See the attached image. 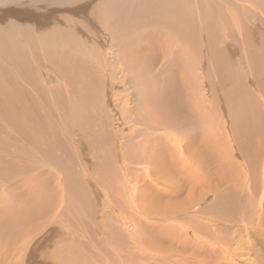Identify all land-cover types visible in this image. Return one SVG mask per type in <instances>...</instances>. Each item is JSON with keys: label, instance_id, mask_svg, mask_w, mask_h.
<instances>
[{"label": "bare ground", "instance_id": "1", "mask_svg": "<svg viewBox=\"0 0 264 264\" xmlns=\"http://www.w3.org/2000/svg\"><path fill=\"white\" fill-rule=\"evenodd\" d=\"M52 1L54 0H25L18 2L20 6L15 10V14L18 12V10H19V14L24 13L22 19L21 20L19 19L18 21L19 22L18 26H16V29H19L18 31L17 30L14 31L13 30L15 29L14 27L10 28L8 26V21L6 17H4V19L0 17V64H1L0 65V99H1L0 101L2 102L6 101L15 104L16 99L18 97H22L24 104L21 105L20 108L26 109L32 101V94L34 93L33 86L35 87V90L38 89L40 92L42 91L41 88L43 90L45 89L44 85H40V86L38 85L36 81L35 72L37 73V75L42 76V74L45 71L46 79L50 78L52 75V72H50L49 69L46 70L40 69V67L37 69L38 70L37 72L35 61H39V65H40L42 60L44 61V59L47 60L49 59L50 61H52L55 70L61 73L59 74L60 76L64 78L74 77L73 79L74 88L80 93L81 96L84 97V100L76 105L81 106L85 110V112L81 113V111L77 107H73V108L70 107L68 101H70L71 95L74 93V88L71 89V94H70V91L67 89L68 86L65 85L66 91L64 89L61 91V95H63L62 99L65 101L62 102L61 107L58 110L50 111L47 110L46 108H41L39 110L32 109L31 112L29 113L27 118V122H28L27 127L29 128L28 130L29 133L26 134V136L24 137V141L22 142V144L25 146V149L32 151L35 148L29 146L31 145L30 142H26L27 137L31 138L34 141H38V142L42 141L41 144H45L46 142L44 140L46 139L45 130H47L49 132L54 133L55 143L58 140L60 143H64L66 145V148H63L64 152L66 151L73 152V155L76 159V165H78L80 170H82L81 172L83 176L87 177V173L91 172L90 153L93 152L99 154V156H102L104 158L103 161L102 160L100 161L99 167L95 166L94 168L98 176L101 177L99 181L100 182L103 180L104 182L109 181L111 185H113V190L115 189V183L117 186H122L120 182L114 181L119 179V176H117L116 174H114V176L108 177L107 179L105 178V176L109 174V171H113V173L116 171L115 165L110 159V157H113L114 154L118 155L120 153L119 151L117 152L116 150V143H115L116 139L113 140V144L111 141H108V144L105 145L103 148H99L96 144L95 145L96 149L93 150V145L92 146L90 145L92 141L95 140L96 142V137H94L95 131H94V135L90 136V139H85V137L82 138L81 136L79 137L75 134L76 131H80L83 132L85 136H88L90 134V130H89L90 126L94 127L95 118L91 117L92 115H90V100L94 98L92 88L94 86L98 87L96 85H100L101 83H103V78L101 79L100 77H101V72L104 71H100V67L101 65L103 66L105 64H103L104 60L102 61L99 57L103 59V55L105 54L103 49L106 50V52L108 50V48L106 49L107 47L106 45L100 47L101 42L104 41L105 39L103 35L97 31V25L98 22L100 23L104 22L110 27V30L112 32V40L117 43L115 47L118 48L119 62L121 63V65H123L124 67L123 70L125 72H129V74L132 77L135 78L140 75H145L142 74L144 72H149L152 75L150 69L154 64L153 62H149L150 63L149 67H147L148 70L142 67V69L145 70L144 72L140 71L142 70L140 69V67L139 69L136 67L135 62L140 61L141 59L147 60L148 58L150 61L154 58H158L159 61L161 59L162 60L168 59L169 61L175 60L177 63L181 64L179 69L177 70L171 69L172 73L170 76H168L169 81L165 87L166 94L164 95V99H165L164 101L160 102L161 99L157 100V98L160 97V93L162 92V90L158 95H157L158 93L157 89L155 90L156 94L152 96L153 103L150 107L152 108L154 117L153 119H149V123L151 121H154L155 124H159L162 127L171 130L173 127H177V126L180 127L179 134L175 136H178V138H176V142H177L176 147L180 152L181 161L183 162V165L176 162L174 154L171 153L168 161L164 162L163 158H160L157 160L160 163L157 164L158 167H154L153 169L149 168L147 170L152 172L157 171L156 173L161 172L163 175L162 177H165L167 175V178L163 180L161 179L162 180L161 182L165 186L171 188L169 197L174 198V200L177 198V200L176 202H174L173 200L171 203L168 204L165 203L162 205H157V207L155 206L145 207L144 208L145 211H143L142 213L146 215V218L157 222L158 220L156 219V217L159 218L167 217L165 218L164 221H167L169 219L173 220L175 215H178L179 217H186V221L192 219L193 225L194 227H196L200 223L196 222L193 218H191L190 214H198L201 212V214L204 215L202 212H207L209 210L205 209L206 211H199L197 209L199 205L203 203L204 200L208 198H212L214 201V205L210 206L211 208L208 207V209L210 208L212 213L215 212L213 216H210L213 219H220V220L227 219L228 220L227 222L230 221L231 223L236 219L237 212H239L241 220L244 219L245 215L240 213V211L243 210L241 207L251 206L252 204L250 203V201L251 200H253L254 202L256 201V198L253 194H256L259 191L256 185V181L258 182L257 174H258V166L260 163V155L262 149H264V130H263L264 110L260 113V111H257L254 108L249 109L250 107H247L248 104L245 106V103L247 101H245L244 103V100H249L248 101L249 103L256 101L254 100L253 96L248 90L249 88L247 89L246 84L243 81L244 78L242 77L243 78L242 82L237 83L235 76L232 75L229 68L234 64L233 61L234 53H239L243 57L242 60L245 61L248 67L253 66L250 63L251 60H249L250 53H248L249 48L247 42L254 45L256 41L259 42H257L256 44L257 45L256 50L252 52H254V55H258L256 56L257 57L256 61H258L259 64L258 66L260 65L264 66V47L261 45V44L264 45V42L261 41L260 39L255 40L252 36V35L254 36L256 35V31L254 29L255 27H259V26L264 27V16H261L262 22L254 23V27L251 23L248 24L245 23L244 27L242 26L241 23L240 24L238 23L244 29H246L249 34L252 33V35H249L250 37L248 41L244 40L243 43L242 41H240L239 45H237L235 44V42L234 43L228 42L227 38L229 35L226 32V29H232V27L227 24V20L224 16L222 15L214 16V14L202 12V9L204 10L203 2H206V0H85L84 2H82L83 0H64L65 5L61 7L57 6L56 8L54 6V2L51 4ZM251 1L255 3L256 12L259 9L264 8V0H251ZM55 2H58V0H55ZM108 2L110 3L109 5H107ZM238 2L240 3L243 9V11H241L242 14L247 15L250 12L255 13V10H252V8L246 9L245 5L242 4L241 0H238ZM210 8L213 7L211 6ZM0 14L2 15L4 14V9L1 6H0ZM72 15L76 16V18L73 17ZM234 19L236 21L237 18L235 16L231 17L230 19L231 22H234ZM157 23H158L157 25L158 27L164 29H159L160 31L159 30L154 31L155 29L146 30L145 28H142L145 26L151 28ZM219 27L221 29H219ZM112 29H114V34ZM120 29H130L129 32L131 33V35L128 36L126 35L127 36L125 38L126 40L124 39L121 42H119V40L122 37L123 30ZM148 30L151 31L148 32ZM204 32H205L204 40L207 39L210 55L207 52V47L205 46L203 48V44H202L203 40H201V38ZM247 32L246 31L244 32V35L242 36L241 39H244L246 37V34H248ZM169 34L173 36L171 39L168 38ZM137 35H141V38L142 36L143 37L146 36L145 38L147 40L150 39L149 45L146 47H142V44L139 45L138 43L134 44L133 43L134 41L130 43L131 42L130 39L132 40V38L137 37ZM258 35L260 34L257 33V37H259ZM29 36L31 38L27 39V37ZM180 39L185 40L184 46H181L177 43L180 41ZM151 40L159 46L155 49H151L153 46ZM220 41L224 45L221 48L216 47ZM260 45L262 46L261 48H259ZM191 47H193L192 50ZM211 47L215 49V52H213L212 54H211ZM203 52H205V54L207 52V54L209 55V59L211 60L212 64L214 63V66L217 61L221 62L220 68H216L215 66V71L217 73L216 76H218V83L220 86L218 87L217 85H214V89L218 91V94H220V96H224L223 93L225 92L226 100L230 98L229 102L234 105L232 108L234 110H237L235 113L233 112L229 113L228 115L229 119H227V122L230 121L228 128L232 133V137L234 141L236 140V144H238V147L240 148L239 149L240 152H238V148L235 145L234 147L228 142L226 137H224L222 140L221 137H218V134H215L214 136L205 137L206 136L205 134L206 132H205L204 135L202 134L200 138L197 140V146H195L194 142L192 141L189 142L188 140L189 138L188 137L189 132L187 129L188 121L190 119L200 120L202 116H205L204 114L206 112L205 104L203 107L199 106L200 109L202 110V113L201 111L200 113L191 111L192 108L198 107L195 106L197 102L195 100L196 89H198V87L190 82L192 81V79H194V76L196 77L197 64L199 65L203 60ZM189 56H191L194 60L193 62H195L194 64L191 63L193 67L196 64L194 69H192V66L191 68L190 66L189 68H187V63L191 62V60H189ZM49 60L48 62L51 64ZM10 66L12 67L13 71H11ZM257 69H259V67H257ZM8 70L11 72H9ZM106 76L107 75H105L104 77ZM219 76L224 77L221 78L223 80L222 83ZM108 78L109 77H107V79ZM142 79L145 80L146 77L144 76ZM260 79L264 81V75L261 76ZM65 82H67V80H65ZM107 82H109V80H107ZM147 85L146 87H148ZM258 85L256 86L260 90V87H258ZM70 86H72L71 83ZM263 88L261 89L264 90ZM53 89H58V88L55 86L53 87ZM252 89H254V87ZM188 91H190L189 92L190 94L188 93ZM260 94L263 95L264 91H262V93ZM253 95H256V93ZM34 97H36V95ZM186 97H189L191 105H185L184 100L186 101ZM161 98L163 99V97ZM261 105L264 108V101L261 102ZM125 106L128 108L127 104H125ZM188 109L191 111V114H188V112H190L188 111ZM244 110L247 111V114L244 112ZM9 111L11 113L10 115L12 116L13 111L11 110V108L9 109ZM0 112L7 113L8 110H1L0 108ZM70 112H71V116L70 118H67L66 114L68 115ZM255 114H257V116H255ZM60 115H62L65 119L59 120V122L56 125L54 119ZM174 119L176 123H174L173 121ZM220 122L224 124L222 120ZM80 127L81 129H79ZM202 127H206V126H202ZM147 128H149V130L151 131V126L150 127L148 126ZM139 135H141V133H139ZM112 137L115 138V134L111 131L109 132L107 131L103 133L104 139L106 138L112 139ZM97 139L99 140V138ZM165 140L166 141L162 140L160 142L161 143L160 147H163V150L158 149L156 151V155H155L156 157H158V155L161 154L162 155L166 154L167 151H171L170 147L171 145H173L172 139L169 140L165 139ZM2 141H0V151L8 150L10 148L12 152H16L12 150L13 148L12 143L10 142L5 143V141L3 142ZM136 145L137 142L130 143L128 145V147L130 148V153H133L131 154L132 158L133 157L137 158L138 156L139 148ZM48 146L49 144L46 143L45 148H42L41 150H39V152H36L37 153L36 156H38V154L40 155V153H42L45 156H49L48 154L53 155L54 153L50 151V148ZM214 146L220 149V152H218L214 148ZM219 146L221 148H219ZM125 147L121 146V150ZM202 149L206 151L203 152ZM104 151L109 155L107 156ZM236 153L239 154L238 156H240L243 160L236 161L235 159ZM86 154L87 156H84ZM125 154L126 152L124 149L122 150L123 158H126ZM184 155L185 157H188V155H190V159L194 164L190 165L188 162H184L185 160ZM176 156L178 157V155ZM203 158L209 159L208 161L210 162L212 161L213 163L217 162V169L215 170L220 171V176L217 175L218 182H215V174H210L212 175L210 176L209 174L207 175L205 171L199 170L201 162L199 163L197 162L199 161V159H203ZM2 162L3 160L0 158V164H2ZM132 162L134 161L132 160ZM244 163L247 165V167H250L251 169V174L250 175L248 174L246 176V179L249 182V184L252 185L251 188L252 191L249 190L252 196L246 193H242L240 195L239 192L240 188L241 189L244 188V186L241 185V179L243 176H241L242 174L239 171V168L243 166ZM119 166L121 167L120 163ZM66 170L67 171H64V174L66 172L68 175H65L67 177L65 184V192L69 190H75L74 193H71L73 194V198L70 199L71 203L73 205L75 204L77 205L81 202L82 203L86 202L87 193L84 185L76 178V176L72 172H70L69 168H66ZM39 173L40 176L42 177L43 176L42 172L39 171L37 175H39ZM156 173L152 175L156 176ZM50 178H53L52 175ZM41 182L42 180H38L37 182L38 184L37 188L39 190H42ZM258 183L264 184V182H258ZM58 184L60 186L61 184L60 180H58ZM62 186H64V183H62ZM88 188L90 189V187ZM136 188L137 187H135V189L133 190L134 194L131 195V191H129L130 195L129 196L126 195L127 197H129V200L133 199L131 200L132 202L129 204H125L124 202H122L121 207H123V209L121 211L116 209V211L120 213V216L124 220H129L133 222V230L130 231V233H133L131 235L132 238V241L130 240L131 242L127 241V239L125 238V234L122 235L119 241L114 240V238L111 236V233L112 231L117 230L118 217L117 218L115 217V220L110 218L109 221L107 220L103 223L104 226L103 224H101L100 233H98L99 229L96 225H94L92 229L93 231L92 233H90V231H84V233H81V236L83 238L90 239V243L85 244L83 246H78L79 249L73 246H70L68 248L65 247L59 248V250L63 248L60 251L61 255H64V253L67 251L70 253V256L68 258L60 256L61 258L60 263L61 264H142L144 262L143 261L139 262L138 260L139 251L146 253L149 252L150 256L156 259L159 262V264H183L184 261H187V259L189 258L186 257L184 253L185 250H183V252H180L179 249L177 248L188 249L192 247V238L189 232H186L187 236L184 233H180L176 238H174L177 241V246L175 250H173V248H165L164 244L166 246L167 239L165 238L164 235H162L161 231L159 232L156 229H154L152 224H148L147 226L143 224L141 219L143 215L141 216V214H139L141 207L137 205V203H139L138 200H145L149 198L150 194L155 195L158 199H159V195L156 194L152 190L151 185L149 186L148 184L149 189L147 191H145L143 188L138 189L139 192H141V196L139 195V197H137L135 194L136 192H138ZM24 192L27 195L30 194V190H26ZM53 193H56L59 199V193H57L56 191ZM182 193L183 196L184 194L186 196L183 197L182 195H180ZM74 196L76 198H74ZM165 196L168 197V195ZM179 197H181V199ZM46 198H47L46 196H44L43 199L34 198L33 200L31 201L27 200L24 202V204H22L19 198H17L16 196L14 197V194L10 189H6L3 194H0V205H2L0 207L1 210L0 225H2L5 230L10 231L9 229L10 225H13L12 223L17 218L21 222H25L27 224L29 217L28 213L21 212L20 210V213L13 217L9 213V211L12 210L14 205H20V207L22 208L26 207L28 211L32 209L35 211V209L37 208V213L34 212L36 213V215H38L37 218L39 219L46 218V220H44L43 222L41 221L40 223L46 224L49 222L50 226L48 229H50L51 226H53L54 224L60 221L58 219H61L63 217V214L59 215L58 213L56 217V213L52 212L53 211L51 205L52 203L51 204L48 203L46 201ZM64 200L66 201L65 198H62L60 200V202L62 201L60 205L65 204ZM147 201L150 204H154L156 202L155 200H148V199ZM232 203H234L235 206H232L233 210L229 213L230 214L229 217H227L226 214L220 212V209H224V207L231 206ZM30 204H34L35 209L34 208L31 209L29 207ZM84 207H81L80 209H82L83 211ZM212 213H208V214H212ZM219 213H221L222 216L219 215V218H215ZM180 214L184 216H181ZM79 218L82 219V216H79ZM239 221L240 220H238V222L237 221L235 222L239 223ZM242 222L244 223L245 221ZM28 223L30 225V221ZM81 223L82 222H80L79 219L78 222L77 219L75 221L72 220L71 226L72 227L76 226V230L78 228L76 232H80V230L82 229V225H80ZM253 223L251 222V224L248 227L254 229L252 226ZM207 224H210L209 221ZM40 226L41 225H39L38 223L33 228L34 230L39 229ZM103 227L105 229H103ZM167 228L168 230H170L168 226ZM65 229H67V227ZM120 230H122V228ZM23 231H25V229ZM218 231L220 232V230ZM0 232H1L0 234L4 233V231L2 230ZM10 232L8 234H10ZM47 233L48 234H46V239L51 237L48 241V245L49 247H51L52 241L56 238L54 237L56 232L54 231L53 228H51L50 230H48ZM253 233H255V231H253ZM5 236L8 237V235ZM28 236L30 235L27 232L26 237ZM202 236H203V232L200 231L199 237L201 239ZM0 239H2V237H0ZM12 240H15L16 242L18 241L16 239H12ZM220 241L221 239H219L218 241V243L220 244H217L219 245V247H217L216 251L222 253L225 252L226 254H228V256H230V253L232 252L233 254L244 260L246 264H252L249 257L242 249V246L244 245L242 239L231 242L229 237H227L222 239L221 242ZM21 242H24V240L21 239ZM229 244H231V246ZM46 245L47 243H45V245L41 243V245L39 246L40 247L43 246V247H41L38 253L35 252V250L38 249L39 246L33 247L31 251L32 259H29L27 264H42L41 263L42 261H39L38 259L41 260L42 256H45L44 248ZM0 248L2 247L0 246ZM28 248L30 247L28 246ZM11 252L14 253V251ZM8 254L10 255L11 253L8 252ZM8 254L6 256H8ZM56 254L58 255V252H56ZM22 255L24 256V254ZM11 256L13 255L11 254ZM123 256H130L131 258L127 257V259L124 260ZM1 258L2 257H0V259ZM5 258L6 257H4V259ZM7 259L5 260L7 261ZM46 259L50 260L49 258ZM144 259H147V257H145ZM5 260H3L2 258L1 262ZM191 260L192 259H189L188 262H192ZM46 264L49 263L47 262Z\"/></svg>", "mask_w": 264, "mask_h": 264}, {"label": "rangeland", "instance_id": "2", "mask_svg": "<svg viewBox=\"0 0 264 264\" xmlns=\"http://www.w3.org/2000/svg\"><path fill=\"white\" fill-rule=\"evenodd\" d=\"M20 1H25V0H0V6L4 9V14L3 15L0 14V17H2L3 19H4V17H6L7 21H8V26L10 28L14 27L15 28V29H13L14 31L19 30V29H16V26H18V23H19L18 21H19V19L20 20L22 19L23 14H24V13L19 14V10L15 14V10L20 6V4L18 3ZM84 1L85 0H83L82 2H84ZM241 1H242V4L245 5L246 9L252 8V10H255V13L250 12L247 15L242 14L241 11H243V9H242L240 3L238 2V0H206V2H203L204 10L202 9V12H204V13L214 14V16L222 15L226 18L227 24L232 27V29H226V32L229 35L227 38L228 42H231V43L235 42V44H237V45H239L240 41H242V43L244 40L248 41L249 37H250L249 35H252V33L249 34L247 32V30L243 28L244 24L245 23H247V24L251 23L254 27V23L255 22H262L261 16H264V8H261L256 12L255 3L253 1H251V0L250 1L241 0ZM53 2H54L55 8L57 6L61 7V6L65 5L64 0H58V2H55V0H54L51 2V4ZM109 4L110 3L108 2L107 5H109ZM211 6L213 8H210ZM72 16L76 18V16H74V15H72ZM233 16H235L237 19H236V21L234 19V22H231L230 19ZM24 18H25V16H24ZM238 23L239 24L241 23L243 27L241 25H239ZM157 25H158V23L155 24L151 28L146 27V26L142 27V28H145L146 30L147 29H155L154 31H157L159 29H164V28L158 27ZM219 29H221V28L219 27ZM254 29L256 31V35L255 36L252 35L253 38L255 40L260 39L261 41L264 42V38H263L264 27L259 26V27H255ZM120 30H123V31H122V37L119 40V42L123 41L128 35H131V33L129 32L130 29H120ZM97 31L100 32L105 39L104 40L105 43H104V41H102L100 47H103L106 45L107 46L106 49L108 48V50L106 52V50L103 49V51L105 52V54L103 55V59L101 57H99L102 61L104 60L103 64H105L103 66L101 65V67H100V71H104V72H101V77H100L101 79L103 78V83H101L100 85H96L98 87L94 86L92 88L94 98L92 100H90V115H92L91 117L95 118V123H94V127L90 126V129H89L90 134L88 136H85V134L83 132L76 131V130H74V131H76L75 134L77 136H79V137L81 136L82 138L85 137V139H90V136H93L94 131H95L94 137H96V142L94 140V141H92V143L90 145V146L93 145V150L96 149L95 148L96 144L99 148H103L105 145L108 144V141H111L113 144V140L116 139L115 140L116 150H117V152L119 151L121 154L120 153L118 155L114 154L113 157H110V159L112 160V162L115 165L116 171L114 173H113V171H109V174L106 175L105 178L107 179L108 177L114 176V174H116L117 176H119V179L114 180V181L120 182L122 184V186H117L115 183V189L113 190V185H111V183L109 181H105V182H104V180L101 182L99 181V179H101V177L98 176V174L96 173V170L94 168H95V166L99 167L100 161L101 160L103 161L104 158L102 156H99V154L93 153L91 151H90L91 152L90 153V171L91 172L87 173V177L83 176L82 172H81L82 170H80L78 165H76V159L73 155V152H69V151L64 152L63 148H66V145L64 143H60L58 140L55 143L54 142V139H55L54 133L49 132L45 129H44L45 130V136H46V139H44L46 141L45 144L46 143L49 144L48 147L50 148V151H52L54 154L53 155L48 154L49 156H45L42 153H40V155L38 154L39 157L36 156L37 155L36 152H39V150H41L42 148H45V144H41L42 141H40V142L34 141L28 137L26 139V142H30L31 145H29V146H32L35 148L32 151L25 149V146L22 144V142L24 141V137L26 136V134L29 133L28 132L29 128L27 127V125H28L27 118H28V115L31 112V110L32 109H35V110L38 109L39 110L41 108H46L47 110H50V111L58 110L61 107L62 102L65 101L62 99L63 95H61V91L63 89L66 91L65 85L68 86L67 89L70 91V94H71V89L74 88V82H73L74 77H72V78H66L65 77L64 78V77L60 76L59 74H61V73L58 72L57 70H55V67L52 64V61H50L48 59L51 62V64H50L47 59H44V61L42 60V62L40 64L41 66L39 65V61H35L36 70L40 67V69H45V70L49 69V71L52 72L51 77L47 78V79H46L45 71L42 74V76L37 75V73L35 72L36 81H37L38 85L39 86L44 85L45 89L43 90L41 88L42 91L40 92L38 89L35 90V87L33 86L34 93L32 94V101L26 109L20 108V106L24 104L22 97H18L16 99L15 104H12L11 102H6V101H3V102L0 101L1 110H8L7 113L0 112V139L5 141V143H9V142L12 143L13 144L12 150L16 151V152H12L10 148L8 150L0 151V158L3 160L2 164H0V194H3L6 189H10L12 191V193L14 194V197L16 196L17 198H19V200L22 204H24V202L27 200L31 201L34 198H42L43 199V197L46 196L47 197L46 201L50 204L52 203L51 204L52 208H53L52 212L56 213V217H57L58 213H59V215L63 214V217L61 219L57 218L60 221L50 227V229L53 228L54 231L56 232L55 236H54L56 238L52 241L51 247H49L48 241L51 237L46 239V234H48L47 232H48V230H50V229H48L50 226V223L49 222L46 224L40 223L41 221L43 222L44 220H46V218L45 219L44 218H41V219L37 218L38 217V215H36L37 208L36 209L34 208L35 207L34 204H30L29 207L31 209L34 208L35 211L33 209L28 211L26 207L22 208V207H20V205H14V207L12 208L13 211L12 210L9 211L10 215L13 217V216L19 214L20 210H21V212L28 213L29 214L28 222L30 221L31 226L29 225L28 222L26 224L25 222H21L18 218L16 219L17 221L15 220L12 223L13 225H10L9 229L11 232L5 230L4 227L2 225H0V231L1 230L4 231V233L0 234V237H2V239H0V243H1L0 246L2 247V248H0V253H1L0 257H2L3 260L8 258L7 261L5 260L2 262H1V259H2L1 258L0 264L1 263L2 264H6V263L7 264H27L29 259H32L31 251H32L33 247H37V246L41 245V243L44 245H45V243H47V245L44 248L45 256H42L41 260L40 259H38V260L42 261L41 262L42 264H46L47 262L49 264H61L60 263V259H61L60 256L65 257V258H68L70 256V253L68 251L65 252L64 255L60 254V251L64 247L68 248L70 246H73L75 248L76 247L78 248V246H83L85 244L90 243V239L89 238H83L81 236V233H84V231H90V233H92L93 232L92 229H93L94 225H96L98 227V229H99L98 233H100L101 232V229H100L101 224H103L107 220L109 221L110 218L115 220V217L119 218V219L117 218V220H118L117 230L112 231L111 236L114 238V240L119 241L121 239L122 235L125 234V238L127 239V241L131 242L132 241L131 235L133 233H130V231L133 230V222H131L129 220H124L120 216V213H118L116 211V209H118L120 211L123 209V207H121L122 202H124L125 204H129L132 202L131 200H133V199L129 200V197H127L130 195L129 191H131V195H132V194H134L133 190L135 189V187H137L136 190L138 192H136L135 194L137 197H139V195L141 196V192H139L138 189L143 188L145 191H147L149 189L148 184H149V186L151 185L152 190L156 194L159 195V199L155 195L150 194L149 198H147V199L148 200H155L156 202L154 204H150L147 201V199L138 200L139 203H137V205L141 207L139 214H141V216L143 215L141 217L142 222L145 226H147L148 224H152L154 229H156L159 232L161 231L162 235H164L165 238L167 239L166 246L164 244V247L165 248H173V250H175V248L177 246V241L174 238H176L180 233H184L187 236L186 232H189V234L192 238V247H190L188 249L177 248V249H179L180 252H183V250H185L184 253H185L186 257L189 259H192L191 260L192 262H188L189 259H187V261H184L183 264H193L194 262H196L194 264H234V263L246 264V262L244 260H242L240 257L236 256L232 252L230 253V256H231L230 257L225 252L222 253V252L216 251L217 247H219V245H217V244H220V243H218L219 239H221V241H222V239L227 238V237H229L231 242L242 239L243 244H244L243 245L244 247L242 246V249L247 254V256L249 257L251 263L252 264H264V240H263L264 239V213H263L264 212V207H263V204H264V197H263V195H264V184L258 183V182H264V149H262V152L260 155V163L258 166V174H257L258 182L256 181V185H257V188L259 189V191L256 194H253L256 198V201L254 202L253 200H251L250 201V203L252 204L251 206L241 207L243 210H241L240 213L245 215L244 219L241 220L239 212L236 213L237 214L236 219L231 223H230V221L227 222L228 221L227 219H224V220L223 219L222 220L213 219L212 217H210V216H213L215 214V212L212 213V211L210 210V208H211L210 206L214 205V201L212 198H208V199L204 200L203 203H201L197 209L199 211L209 210L207 212H202L204 215H202L201 212L198 214H190L191 218H193L196 222L200 223L199 225H201V226L198 225V226L194 227L192 219H190L189 221H186V217H179L178 215H175L173 220L169 219L167 221H164L165 218H167V217H163V218L156 217V219L158 220V222H157V221L146 218V215L144 213H142L143 211H145L144 210L145 207H152V206L157 207V205H162L165 203L168 204L174 200V198L169 197V194L171 192V188L168 186H165L161 182L163 179L167 178V175L165 177H162L163 175L161 172L156 173L157 171L152 172V171H147V170L149 168L153 169L154 167H158L157 164H160V163L157 160L160 158H163L164 162L168 161L171 153L174 154L175 161L183 165V162L181 161L180 152L176 147L177 146L176 138H178V136H175V135L179 134L180 127L179 126L173 127L172 130L167 129V128L162 127L159 124H155L154 121H151L152 123L151 122L149 123V119H153V117H154V113L152 112V108H150V107L153 103L152 96L156 94L155 90L157 89V91H158L157 95L162 90V92H161L162 94L160 93V97L157 98V100L161 99L160 102L164 101L165 100L164 95L166 94L165 87L169 81L168 76L171 75L173 69H175V70L179 69L181 64L177 63L175 60L169 61L168 59H164V60L161 59L160 61L158 58H154L151 61L148 58H147V60L141 59L140 61L135 62L136 67L138 69H139V67H140V69H142V67H143L144 69L148 70L147 67H149V64H150L149 62H153L154 64L152 65V68L150 69L152 72V75L149 72H144L145 70L142 69L140 71H143L144 73H142V74H145V75H140L138 77H135L136 78L135 79L134 77H132L129 74V72H125L123 70L124 67L119 62V56H118L119 51H118V48L115 47L117 43L112 40V32L110 30V27L104 22H102V23L98 22ZM112 31L114 34V29H112ZM150 31L151 30H148V32H150ZM245 31L248 34H246V37L244 39H241L242 36L244 35ZM257 33L260 34V35H258L259 37H257ZM145 37L142 36V38H141V35H137V37L132 38V40L130 39V41H131L130 43H132L134 41L133 42L134 44L138 43V45L142 44V47H146L149 45L150 39L147 40ZM172 37L173 36L169 34L168 38L171 39ZM204 37H205V32L202 34L201 40H203L202 41L203 48L206 46L207 52L209 54L208 42H207V39L204 40ZM232 37H235V38H232ZM30 38H31L30 36L27 37V39H30ZM136 38H137V40H136ZM174 38H175V36H174ZM184 41H185L184 39H180V41L177 43L181 46H184L185 45ZM151 42L153 43V46L151 49H155L159 46V45L155 44V42H153L152 40H151ZM175 42H176V39H175ZM257 42H259V41H256V43H254V45L247 42V45L249 48L248 53H250L249 54L250 55L249 60H251L250 63L253 66L248 67L246 65L245 61L242 60L243 57L239 53H234V57H233L234 64H233V66H231L229 68V70L232 73V75L235 76L237 83L242 82V80L244 78L243 81L246 84L247 89L249 88L248 90L250 91L251 95L253 96L254 100L256 101V102L249 103L248 102L249 100H244V103H245V101L248 102V103L247 102L245 103V106L248 104L247 107H250L249 109L254 108L257 111H260V113H261L264 110V108L261 105V102L264 101V94L261 95L260 93H262V91H264L261 89L264 87V81H262L260 79V77L264 75V69H263L264 66H262V65L258 66L259 65L258 61H256V58H257L256 56H258V55H254V52H252V51L256 50ZM223 45L224 44L221 43V41H220L216 47L221 48ZM261 45L264 47L263 44H261ZM261 45L259 48L262 47ZM192 49H193V47H191V50ZM207 52H206V54H205V52H203V60L201 61V63L199 65L197 64L196 77L194 76V79H192V81L190 82V83H193L195 86L198 87V89H196V97H195V100L197 101L195 106H198V107L192 108L191 111H194L196 113H200V111H201V113H202V110L200 109L199 106L203 107L205 104L206 112L204 114L205 116H202L200 118V120L196 119L197 120L196 121L194 119H192V120L190 119L191 121L190 120L188 121V125H187V129L189 132L188 140H189V142L190 141L194 142L195 146H197V140L200 138V136L202 134L204 135L205 132H206L205 137L214 136L215 134H218V137H221L222 140L224 137H226L228 142L232 146L235 145L238 148V152H240L239 151L240 148L238 147V144H236V140L234 141V139L232 137V133L230 132V130L228 128L230 121L227 122V119H229V116H228L229 113L230 112L235 113L237 110H234L232 108L234 105L229 102L230 98L228 100H226L225 92L223 93L224 96H220V94H218V91L216 89H214V85H217L218 87L220 86L218 83V76H216L217 73L215 71V66H216V68H220L221 62L217 61L215 63V66H214V63L212 64L211 60L209 59L210 54L208 55ZM213 52H215V49L213 47H211V54ZM78 60H79V58H78ZM189 60H191V62L187 63V68H189V66L191 68V66H192V69H194L196 64L193 67L192 64H194L195 62H193L194 60L191 56H189ZM45 61H47V62H45ZM255 66L259 67V69H257V67H255ZM10 69H11V71H13L11 66H10ZM11 71H9V72H11ZM258 71H260L261 73ZM37 72H38V70H37ZM262 72H263V75H262ZM258 73H260V74H258ZM256 74H258V75H256ZM105 75H107V76L104 77ZM259 75H261V76H259ZM144 76L146 77L145 80L142 79ZM258 76H259V78H258ZM107 77H109V78L107 79ZM219 77H220V79L224 78L223 76H219ZM106 79L109 80V82H107ZM65 80H67V82H65ZM110 81H111V83H110ZM222 81L223 80L221 79V83H222ZM69 82L72 84V86H70ZM256 82H257V84H256ZM146 85L148 87H146ZM256 85H258V87H260V90L257 88ZM55 86L58 89H53V87H55ZM253 87H254V89H252ZM101 89H102V91H101ZM251 91H253V92H251ZM189 92L190 91H188V93ZM255 93H256V95H253ZM35 95H36V97H34ZM161 97H163V99ZM6 99H8V98H6ZM71 99H72V101H71ZM204 99H205V102H204ZM83 100H84V97L81 96L80 93L74 88V93L71 95V98H70V101H68V104L70 105L71 108L77 107L81 111V113H84L85 110L81 106L76 105V104L81 103ZM184 103H185V105H191L189 97H186V101L184 100ZM125 104H127L128 108L125 106ZM10 108L13 111V113H12L13 118L10 115L11 114L9 111ZM188 111H190V110L188 109ZM191 111L188 112V114H191ZM244 112L247 114L246 110H244ZM222 113H223V115H222ZM237 115H239V114H237ZM66 116H67V118H70L71 112L68 115L66 114ZM255 116H257V114H255ZM91 117H90V120H91ZM206 117H207V119H206ZM64 119L65 118L62 115H60L54 119V122L57 125L59 120H64ZM221 120L223 121L224 124H222V122H220ZM173 121H174V123H176L175 119ZM212 122H214V123H212ZM211 124L212 125L214 124L216 127L214 125L212 126ZM209 125H211V126H209ZM148 126L149 127L151 126V131L149 130V128H147ZM202 126H206V127H202ZM210 127H212L213 129ZM79 129H81V127ZM203 129H205L206 131ZM44 130H42V131H44ZM263 130H264V128H263ZM107 131L113 132L115 134V138L112 137V139H110V138L104 139L103 133L107 132ZM261 131H262V129H261ZM32 133H34V132H32ZM139 133H141V135H139ZM97 138H99V140ZM165 139H168V140L172 139L173 145H174V146L171 145V147H170L172 152L167 151L166 154H163V155L161 154V155H158V157H156L155 156L156 151L158 149L163 150V147H160V145H161L160 142L162 140L166 141ZM2 140H0V141H2ZM134 142H137L136 146L139 148L137 158H134V157L132 158L131 154H133V153H130V148L128 147V145L130 143H134ZM121 146H124V147L126 146L125 148L122 149V150L125 149L126 158H123ZM214 148L218 152H220V149L216 148L215 146H214ZM219 148H221V147L219 146ZM202 151L205 152L206 150L202 149ZM23 152H25V153H23ZM102 152H103V150H102ZM105 154L107 156L109 155L106 152H105ZM176 155H178V157ZM238 155L239 154H237V153L235 155L236 161L243 160ZM84 156H87V154ZM184 158H185L184 162H188L190 165L194 164L192 162V160L190 159V155H188V157H185V155H184ZM132 160L134 162H132ZM208 160L209 159H205V158L199 159V161L197 162V163L201 162L199 170L205 171L207 175L208 174L209 175L215 174V182H218V176L217 175L220 176V171L215 170V169H217V162L213 163L212 161L210 162ZM119 163H120L121 167L119 166ZM150 163H152V164H150ZM242 163H243V161H242ZM213 164H214V167H213ZM162 165H163V162H162ZM66 168H69L70 172H72L76 176V178L84 185V187L86 189V193H87V201L86 202H84V203L81 202L77 205L76 204L73 205L71 203L70 199L73 198V194H71V193H74L75 190H69V191L65 192V184H66V179H67V177L65 175H68L66 172L64 174V171H67ZM39 171L42 172V174H43L42 177L40 176V173H39V175H37ZM239 171L242 174L241 176H243L241 179V185L244 186L243 189H241V188L239 189L240 195L242 193H246V194L251 195L249 190L252 191V189H251L252 185L249 184V182L246 179V176L248 174L249 175L251 174V169H250V167H247V165L244 163L243 166H241L239 168ZM155 173H156V176H153L152 174H155ZM51 175L53 178H50ZM210 176H212V175H210ZM261 179H262V181H261ZM38 180H42V182H41L42 183L41 184L42 190H39L37 188L38 187V184H37ZM58 180L61 181L60 186L58 184ZM62 183H64V186H62ZM88 187H90V189ZM26 190H30L29 195H27L24 192ZM55 191L57 193H59V199L57 197V194L53 193ZM161 193H162V196H161ZM69 194H71V195H69ZM165 195H168V197ZM180 195L183 196V193ZM69 196H70V198H69ZM185 196L186 195L184 194L183 197H185ZM125 197L128 199H126ZM62 198L66 199V201L64 200L65 201L64 203L66 205L65 204L60 205V203L62 202V201L60 202V200ZM74 198H76V197L74 196ZM179 198L181 199V197H179ZM176 200H177V198L174 200V202H176ZM205 205H207V206H205ZM1 206L2 205H0V207ZM15 206L19 209H17ZM232 206H235V204L232 203L231 206L224 207V209L219 208L220 212L223 214H226V216L229 217L230 216L229 213L233 210ZM81 207H84L83 211H82V209H80ZM208 207H210V208L208 209ZM201 209H203V210H201ZM34 212H36V213H34ZM0 213H1V210H0ZM93 213H94V215H93ZM208 213H212V214H208ZM221 213H219L217 215V217H215V218H219V215H221ZM79 214H81V215H79ZM180 215L184 216L182 214H180ZM79 216H82V219H80ZM48 217H50V216H48ZM69 218H71L73 221H75L77 219V222L79 219V221L82 222L80 224V225H82V229L80 230V232H76L78 230V228L76 230V226H74V227L71 226L72 220ZM238 220H240L239 223H237ZM159 221L161 222L162 225L160 224ZM208 221L210 224H207ZM235 221H237V222H235ZM242 221H245V222L243 223ZM163 222L166 224H164ZM203 222H205V223H203ZM251 222L252 223L254 222L252 224L254 229H251L250 227H248L251 224ZM38 223H39V225H41L40 228L34 230L33 227ZM18 224H20V225H18ZM170 224H172V225H170ZM212 224H214V225H212ZM103 226H104V224H103ZM167 226L170 228V230H168ZM172 226H174L175 228ZM44 227H46L47 229ZM66 227H67V229H65ZM121 228H122V230H120ZM24 229H25V231H23ZM103 229H105V228L103 227ZM218 230H220V232ZM12 231H14V232H12ZM200 231L203 232L202 239L199 237ZM213 231L215 232V234ZM253 231H255V233H253ZM9 232H10V234H8ZM27 232L30 235L28 237H26ZM41 233H43V234H41ZM218 233H220V234H218ZM1 235H3V236H1ZM5 235H8V237ZM128 238H130V239H128ZM12 239H16L18 241L16 242L15 240H12ZM21 239L24 240V242H21ZM45 240H47V241H45ZM247 242L249 243V245ZM10 243H13V244H10ZM23 244L24 245L26 244L27 247H26V245L24 246ZM229 245L231 246V244H229ZM28 246L30 248H28ZM208 246H209V248H208ZM21 247H23V248H21ZM41 247H43V246H41ZM41 247L39 246V248L36 249L35 252L38 253L40 251ZM61 247H63V248L61 250H59V248H61ZM11 251H14V253ZM8 252L11 253L13 256H11V254L9 255ZM56 252H58V255L56 254ZM25 253H26V255H25ZM7 254H8V256H6ZM22 254H24V256ZM4 257H6V258L4 259ZM9 257L11 260L9 259ZM127 257L131 258L130 256H123V259L126 260ZM145 257H147V259H144ZM46 258H49L50 260H48ZM44 260H45V262H44ZM138 260H139V262L143 261L144 263H142V264H146V263H148V264L149 263L150 264H159V262L156 259H154L150 256L149 252L146 253V252L139 251L138 252Z\"/></svg>", "mask_w": 264, "mask_h": 264}]
</instances>
